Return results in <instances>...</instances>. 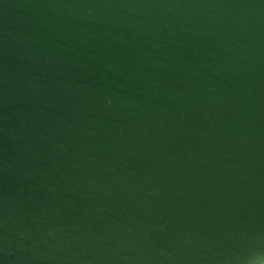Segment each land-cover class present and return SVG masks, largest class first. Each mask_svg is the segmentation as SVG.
Returning a JSON list of instances; mask_svg holds the SVG:
<instances>
[{"label":"water","instance_id":"1","mask_svg":"<svg viewBox=\"0 0 264 264\" xmlns=\"http://www.w3.org/2000/svg\"><path fill=\"white\" fill-rule=\"evenodd\" d=\"M0 264H264V0H0Z\"/></svg>","mask_w":264,"mask_h":264}]
</instances>
